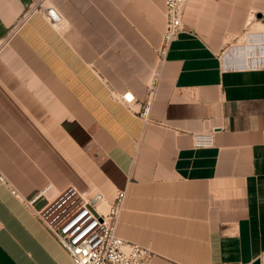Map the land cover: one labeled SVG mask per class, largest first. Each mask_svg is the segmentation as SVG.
<instances>
[{
	"label": "crops",
	"instance_id": "0c3cea01",
	"mask_svg": "<svg viewBox=\"0 0 264 264\" xmlns=\"http://www.w3.org/2000/svg\"><path fill=\"white\" fill-rule=\"evenodd\" d=\"M0 0V264H74L26 206L52 183L125 198L148 264H253L264 252V0ZM144 109L147 112L144 114ZM213 130L210 146L193 135Z\"/></svg>",
	"mask_w": 264,
	"mask_h": 264
},
{
	"label": "built area",
	"instance_id": "2783aa9c",
	"mask_svg": "<svg viewBox=\"0 0 264 264\" xmlns=\"http://www.w3.org/2000/svg\"><path fill=\"white\" fill-rule=\"evenodd\" d=\"M49 1L34 0L20 21L39 11L53 25L61 23L62 15ZM187 2L164 0L166 20L160 58L165 57L172 40L185 29L183 16ZM2 44L0 41V47ZM146 112L147 109H144L143 113ZM193 139L196 147L210 146L213 143V130L195 133ZM0 185H7L13 194L20 197L19 191L1 170ZM124 198V190H118L110 202L98 190L82 191L75 186L57 190L52 183L41 187L30 198L22 197L74 264H148L153 256L149 248L116 233ZM104 201L107 205L102 204ZM256 259H259V264H264V252Z\"/></svg>",
	"mask_w": 264,
	"mask_h": 264
},
{
	"label": "water",
	"instance_id": "95a60500",
	"mask_svg": "<svg viewBox=\"0 0 264 264\" xmlns=\"http://www.w3.org/2000/svg\"><path fill=\"white\" fill-rule=\"evenodd\" d=\"M253 264H259V259H256Z\"/></svg>",
	"mask_w": 264,
	"mask_h": 264
},
{
	"label": "bare ground",
	"instance_id": "6f19581e",
	"mask_svg": "<svg viewBox=\"0 0 264 264\" xmlns=\"http://www.w3.org/2000/svg\"><path fill=\"white\" fill-rule=\"evenodd\" d=\"M103 205H107V203L104 201L103 203H102Z\"/></svg>",
	"mask_w": 264,
	"mask_h": 264
}]
</instances>
